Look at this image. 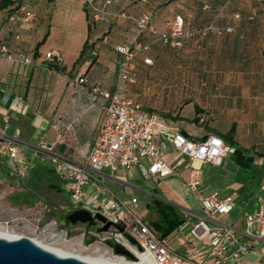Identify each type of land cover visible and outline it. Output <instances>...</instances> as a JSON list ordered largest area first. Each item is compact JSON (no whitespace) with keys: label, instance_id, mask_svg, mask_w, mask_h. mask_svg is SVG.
I'll return each mask as SVG.
<instances>
[{"label":"crops","instance_id":"crops-1","mask_svg":"<svg viewBox=\"0 0 264 264\" xmlns=\"http://www.w3.org/2000/svg\"><path fill=\"white\" fill-rule=\"evenodd\" d=\"M3 1L6 0H0V48H8L17 58H30L33 66L0 61V129L3 118L9 116L11 127L7 134L23 144L16 160L0 153L1 218L11 214L23 220L44 212L48 219L56 221L58 212L71 208V200L65 202L60 197L68 195L65 179L55 173L50 163L35 157L36 146L44 141L66 158L77 162L86 159L110 102L98 89L117 91L123 57L116 48L139 41L153 42L123 14L139 18L149 13L160 32L167 31L170 22L182 16L186 19L187 38L182 49L162 43L152 45L148 53L152 65L135 59L137 84L120 90L121 98L165 117L171 114L162 113L163 109L169 112L170 108L165 107L183 96L188 103L183 109L187 114L171 120L175 131L199 142L209 136L224 140L234 128L235 146L264 158V0H7L12 2L7 7H3ZM92 2L104 10L111 22L90 25L88 7ZM21 5L34 13L33 24L8 19L9 12ZM252 16L255 20H248ZM211 23L224 31L231 28L232 32L201 36ZM87 43L90 52L76 65ZM53 50L64 57L59 71L45 60V54ZM263 158L256 164L261 166ZM24 161L29 164L26 178L11 176ZM189 165L204 172L205 186L200 197L215 192L222 197L237 194L229 225L245 228V215L264 199L263 179L258 184V180L246 176L230 154L220 166L188 162L181 170L185 186ZM92 175L86 188L88 195L95 193L100 181L126 202L129 201L124 195L129 191L134 193L131 200H138V194L151 198L159 195L158 183L175 177L144 180L137 167ZM165 198L187 213L185 223L176 232L185 233L204 215V211L198 214L186 208L185 201L174 191ZM76 238L82 239L79 235ZM163 242L185 257L212 264L207 242L194 240L191 233L180 251L172 249L168 239ZM238 264H264V243L244 255Z\"/></svg>","mask_w":264,"mask_h":264},{"label":"built area","instance_id":"built-area-1","mask_svg":"<svg viewBox=\"0 0 264 264\" xmlns=\"http://www.w3.org/2000/svg\"><path fill=\"white\" fill-rule=\"evenodd\" d=\"M123 17H128L123 14ZM264 16V12H263ZM97 21H105V13L96 9L94 16ZM141 32H149L157 37L156 40L170 44L175 48H182L187 38L185 20L178 16L169 24L165 32L158 31L152 24L151 14L145 13L139 18H132ZM236 18H240L237 14ZM12 22L31 25L35 22V15L25 5L9 15ZM250 20L253 17H249ZM211 29V26L208 27ZM232 29L228 28L227 32ZM117 52L123 57L120 65L117 91H98L110 102L105 107V116L101 131L92 145L86 159L77 162L55 152L51 146L41 141L36 146L35 157L42 162L50 163L55 173L65 179V189L71 200V208L90 212L93 217L100 214L106 222H100L103 228L107 223V231L95 234L79 226L60 230L59 235L66 241L79 235L86 239L90 235L97 237V243L107 245V242L120 244L136 254L140 253L152 264H206L205 260H194L171 250L161 241L148 224L135 216L138 200L133 198L129 202L122 200L112 193L104 184L97 181L95 193L88 195L86 188L90 185L94 173L117 168L130 170L137 167L144 180H151L158 176H175L182 178V168L189 163L201 162L213 166L222 165L225 158L234 152L224 140L217 136H209L203 141H191L181 132L175 131L170 123L162 116L145 111L141 104L121 98L119 91L135 84L137 72L134 60L141 58L144 64L152 65L153 61L146 54L150 51V44L142 41L133 45L118 46ZM49 63L61 65L64 57L59 51L45 54ZM0 61L32 66L30 58H17L8 48H0ZM11 127L9 116L3 118L0 129V153L12 160L19 157L22 142L7 134ZM170 143L177 155L169 162L164 158ZM29 164L21 163L11 176L24 179L28 174ZM186 186L191 193L200 197L205 186L202 169L189 165ZM101 197L98 199V196ZM237 194L222 197L219 193H211L200 197L204 211L202 218L195 222L190 230L191 236L198 242H207L212 264H238L241 258L264 243V199L257 208L245 215V228L236 229L232 225L224 224L217 216H225L236 207ZM56 225L52 220L50 225ZM128 236L136 241L133 245ZM100 250V247H97ZM111 249V248H110ZM113 250V249H111Z\"/></svg>","mask_w":264,"mask_h":264},{"label":"rangeland","instance_id":"rangeland-1","mask_svg":"<svg viewBox=\"0 0 264 264\" xmlns=\"http://www.w3.org/2000/svg\"><path fill=\"white\" fill-rule=\"evenodd\" d=\"M136 84L137 83L132 86H135ZM169 104L170 107L165 108L166 110L170 108V111L167 112L165 111V109H163L164 112L162 111V113L171 114L172 119H178L179 115L187 114L186 112L184 113L183 109L188 103L183 99V96H178V100L176 102L171 101V103ZM176 155L177 153L175 152L173 146L170 145L169 151H167L164 160L169 162ZM158 187L160 190V194L155 195L152 198L138 194L139 204L134 212L135 216L147 222V224L151 227V229L158 237L160 234L157 229L152 227L151 222L158 220L159 209L162 205H166V203H169L171 205H174L175 208H177L178 212L187 215L183 208L178 206L175 202L169 201L167 198H165V196L169 192L174 191L179 198L185 201V207L189 210H192L194 213L199 214L203 212L200 200L198 199L197 195L189 191V189L183 183L182 178H164L160 183H158ZM133 194L134 193L132 191H129L126 195H124V198L127 201H130ZM60 197H64V201L69 202L70 198L68 195ZM230 216V214H227L225 216H217V219L222 223L229 225L232 222ZM51 221L52 220L50 218L48 219L46 213L44 212H42V214L39 213L33 216H27L23 220H21V218L17 220L15 219V216L11 214H5L4 217H0V233L11 234L15 237H28L45 248H57L67 251L74 243H76V241H78V238H76L77 234L72 235L73 238L76 239L75 242L72 240L66 241L64 237H61L59 235L53 236V233H60V230L68 229V227H59L57 224H51L50 226H48ZM190 230L191 228H188L185 233L175 232L170 238H168V244L170 245V247L177 251H180L181 248L183 249V247H185L187 244L188 234L190 233ZM93 244L96 247H100V251L108 258L118 259L122 257L120 255H116L108 245H100L97 242H94Z\"/></svg>","mask_w":264,"mask_h":264},{"label":"water","instance_id":"water-1","mask_svg":"<svg viewBox=\"0 0 264 264\" xmlns=\"http://www.w3.org/2000/svg\"><path fill=\"white\" fill-rule=\"evenodd\" d=\"M56 221L61 224L67 222L68 228H75L77 224H80L95 234L107 231L111 225L107 223L101 228L98 221L106 222L102 215L98 214L93 217L86 210L74 208L58 212ZM128 239L133 245H136L133 238L128 236ZM96 241L97 237L90 235L86 239L74 243L63 254L57 255L28 237L9 239L0 236V264H116L93 244ZM107 245L113 249L116 255H120L126 260H139L134 252L120 244L107 242Z\"/></svg>","mask_w":264,"mask_h":264},{"label":"trees","instance_id":"trees-1","mask_svg":"<svg viewBox=\"0 0 264 264\" xmlns=\"http://www.w3.org/2000/svg\"><path fill=\"white\" fill-rule=\"evenodd\" d=\"M3 4V7H7L9 6L10 4H12V2L10 1H3L2 2ZM20 7V6H19ZM18 6L16 8H14V10H11L9 12V14H12L15 10H17L19 8ZM96 9L97 10H101L104 12V10L100 9L98 6H95L94 3H90L89 4V7H88V17L90 18V25L93 24V23H98V22H105V23H108L111 22V19L106 16L105 14V17H106V20L105 21H97L95 20L94 16L96 14ZM129 17V16H128ZM132 17V16H131ZM182 17V16H181ZM253 17V16H252ZM184 18V17H183ZM240 18H241V15H240ZM238 18V19H240ZM175 20V19H174ZM173 20V21H174ZM185 20V27H186V19L184 18ZM248 20H250L248 18ZM255 20V17H253L252 20L250 21H254ZM173 21H171L170 23H172ZM211 26V29H208V27ZM206 29H204L203 32H201V36L203 37H207L211 34H216V35H223L224 33H230V32H227V29L224 31L222 29H218L215 27V24L214 23H211L209 24ZM139 29V28H138ZM90 31H91V27H90ZM140 31V30H139ZM186 32V31H185ZM232 32V31H231ZM140 34L144 37H147V36H151L152 39H153V42H147V41H142L143 43H147V44H150V51L152 49V45L156 44V43H162V44H165L161 41H158L156 40L157 37L154 36L153 34L149 33V32H141L140 31ZM186 40V39H185ZM185 40H184V45L183 47L185 46ZM165 45H170V44H165ZM172 46V45H170ZM173 47V46H172ZM182 47V48H183ZM175 48V47H173ZM182 48H175V49H182ZM149 51V52H150ZM88 52H90V46L89 44L87 43L85 46H84V49L82 50V53L80 55V58L78 59V61L76 62V65L78 64H81V62L86 58V56L89 54ZM148 52V53H149ZM148 53L146 54L147 57H150L148 56ZM151 58V57H150ZM152 59V58H151ZM153 61V60H152ZM48 62V61H47ZM33 66V65H32ZM49 66H52L54 69L56 70H60L59 68V65L58 64H54V63H50ZM137 82V81H136ZM163 117V116H162ZM166 119V121L168 123H170L171 125V120L172 121H175L177 120L176 118L172 119V116L170 115H166L165 117H163ZM182 133V132H181ZM234 135H235V129L232 128V131L226 135L224 137V140H225V143L232 147L234 149V152L231 154L233 155L234 157V160L236 161V163L239 165L240 167V170L242 172H244L246 174V176H249L251 179H256L258 180V184H262V182L264 181V158L262 155L256 153V152H253V151H249V150H246V149H243V148H239L237 146H235V142H234ZM260 158H263V163L261 166H259L258 164H256V161ZM263 179V181H262ZM237 202V200H236ZM186 221V216L185 214H181L180 212L177 211V208H175L174 205H171L169 203H166V205H162L159 209V217H158V220L156 221H153L151 222V225L152 227H154L155 229L158 230L159 232V239L161 241H165L167 240L172 234H174L176 232V230L185 223ZM147 223V222H146ZM149 226V225H148ZM150 227V226H149ZM151 228V227H150Z\"/></svg>","mask_w":264,"mask_h":264},{"label":"bare ground","instance_id":"bare-ground-1","mask_svg":"<svg viewBox=\"0 0 264 264\" xmlns=\"http://www.w3.org/2000/svg\"><path fill=\"white\" fill-rule=\"evenodd\" d=\"M0 236L6 237V238H9V239L19 238V237H15V236H13L11 234H3V233H0ZM46 249L54 252L57 255H61L64 252H66V251H64L62 249H57V248H46ZM136 255L139 258V260H137V261H128V260L124 259L123 257L118 258V259L117 258H115V259L109 258V259H111L116 264H152V262L147 260L144 255H142L140 253H137V252H136Z\"/></svg>","mask_w":264,"mask_h":264},{"label":"flooded vegetation","instance_id":"flooded-vegetation-1","mask_svg":"<svg viewBox=\"0 0 264 264\" xmlns=\"http://www.w3.org/2000/svg\"><path fill=\"white\" fill-rule=\"evenodd\" d=\"M97 222V221H96ZM57 224H58V226H68L69 224L66 222V224H61V223H59L58 221H57ZM77 226H79V227H81V228H84L82 225H80V224H77L76 225V227ZM85 229V228H84Z\"/></svg>","mask_w":264,"mask_h":264}]
</instances>
